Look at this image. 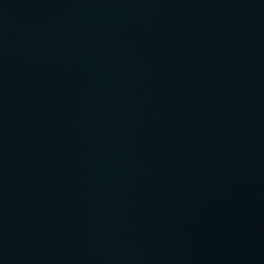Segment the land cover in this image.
Wrapping results in <instances>:
<instances>
[{
    "label": "water",
    "instance_id": "obj_1",
    "mask_svg": "<svg viewBox=\"0 0 264 264\" xmlns=\"http://www.w3.org/2000/svg\"><path fill=\"white\" fill-rule=\"evenodd\" d=\"M0 264H264V0H0Z\"/></svg>",
    "mask_w": 264,
    "mask_h": 264
}]
</instances>
